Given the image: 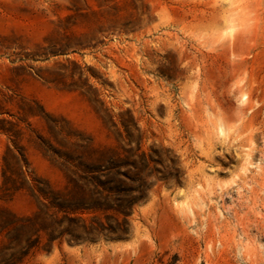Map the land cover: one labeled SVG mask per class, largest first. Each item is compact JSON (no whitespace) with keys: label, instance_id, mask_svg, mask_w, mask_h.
<instances>
[{"label":"rangeland","instance_id":"1","mask_svg":"<svg viewBox=\"0 0 264 264\" xmlns=\"http://www.w3.org/2000/svg\"><path fill=\"white\" fill-rule=\"evenodd\" d=\"M32 101L153 170L128 237L44 239L26 264H264V0H0V120L63 189ZM40 206L0 190L1 214Z\"/></svg>","mask_w":264,"mask_h":264},{"label":"trees","instance_id":"2","mask_svg":"<svg viewBox=\"0 0 264 264\" xmlns=\"http://www.w3.org/2000/svg\"><path fill=\"white\" fill-rule=\"evenodd\" d=\"M32 102L41 111L29 109V114L45 119L54 140L40 137L43 149L63 166L67 182L63 189H56L30 171L25 149L19 146L18 124L0 120V130L15 138L18 149L8 146L3 155L0 190L4 195L30 190L41 199L39 211L31 216L0 213V264H26L44 239L42 248L50 251L57 241L79 244L128 237L130 217L152 189L153 167L147 155L96 145L67 119ZM137 158L146 159V166L139 167Z\"/></svg>","mask_w":264,"mask_h":264}]
</instances>
